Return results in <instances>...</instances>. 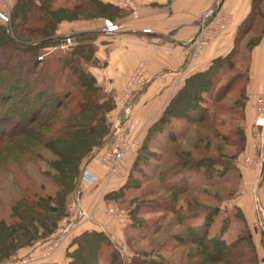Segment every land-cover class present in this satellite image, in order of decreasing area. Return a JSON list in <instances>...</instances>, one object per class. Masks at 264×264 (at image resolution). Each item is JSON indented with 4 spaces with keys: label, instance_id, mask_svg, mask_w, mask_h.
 Masks as SVG:
<instances>
[{
    "label": "trees",
    "instance_id": "16d2710c",
    "mask_svg": "<svg viewBox=\"0 0 264 264\" xmlns=\"http://www.w3.org/2000/svg\"><path fill=\"white\" fill-rule=\"evenodd\" d=\"M49 3L51 0H16L8 26L0 23V51L10 54L8 63L0 65V171H5L3 168L12 162L13 159L9 158L11 155L15 156L14 163L12 162L16 164L15 170L21 173L19 163L24 156L34 153L40 157L44 149L51 150L56 155L51 163L56 171L52 178L58 186L55 197L50 194L38 195L37 191L30 189L35 184L29 175L23 174L31 184L22 191L21 198L12 206L11 221L0 220V263L15 254L20 247L30 245L39 238L46 239L56 231L59 219L51 214H59L66 205L68 196L76 190L81 178L79 169L82 159L93 156V151L96 152L108 139L110 124L105 113L116 109L112 96L103 92V85L90 71L93 64L89 62L96 61V47L92 40L99 35V31L58 34L56 29L59 22L69 18L67 12L84 10L90 14H101L113 13L118 8L102 0H81L73 7L60 6L58 9ZM263 3L264 0H253L255 11L253 10L249 24L237 36L235 48L227 56L215 58L208 69L186 78L159 119L148 127L145 136L140 139L137 152L131 154L134 157L128 179L132 176V168L152 156L156 157L155 153L149 151V144L154 138H158L157 148L162 153L172 155L171 158L166 157L165 167L158 172L161 189L165 194L156 196L151 202L154 205L148 207L151 209L149 212L156 213L159 210L163 215L148 222L140 221L137 225L142 227L154 223L151 232L154 234L166 216H174L182 229L172 233L166 243L171 247L188 246L180 258L181 264H259L253 236L244 218L243 232L230 240L224 237L227 229L225 225L215 234L209 233V228L218 215L219 205L216 203L209 206L198 197L189 196L188 193L195 189L189 183L186 172L203 171L211 178L214 177L213 171L220 170L218 163L222 165L225 162L220 157L210 155L194 157V152L201 155L204 153L199 148V143L208 146L214 140L228 144L229 139L235 138L240 146L239 151L244 149V129H220L217 116L222 111L220 104L230 92L236 90L235 83L243 76L248 78L249 66L247 72L238 73V76L232 77L223 85H219L221 78L217 74L225 65L231 69L236 68L239 56L236 44L252 28L255 18L260 13L264 14ZM67 35L73 40L68 46L67 55H58L40 67L44 58H40L43 48L63 43ZM260 38L261 36L256 40L259 41ZM257 42L250 44L249 52ZM18 54L25 56L11 63L12 57ZM26 56H31L30 62L26 61ZM23 70L28 72L27 76L20 75ZM247 86L248 80L235 98L233 106L227 109L235 115L234 120L245 118ZM45 105L49 108L45 109ZM63 109L70 110L67 121L56 122ZM15 113H20V117H16ZM174 121L184 122L197 131L199 142L192 151L183 149L178 144L189 128L182 132L177 127V132ZM200 130L204 132L201 135ZM164 132L165 141L160 143V136ZM217 149L220 150V145ZM227 169V165L222 167L218 174H224ZM128 179L118 188L108 191L105 200L115 201L116 194L130 186ZM155 192L148 193L154 195ZM214 197L217 202L220 201L218 196ZM39 203L46 207V214L42 213L40 207H36ZM140 207H134L131 217L135 218V210L139 211ZM202 216L201 222H192ZM111 243L110 237L103 231H85L74 238L72 244L75 248L67 251L68 264H98L103 248ZM107 264L173 263L156 254L145 253H136L129 262H125L116 253L107 260Z\"/></svg>",
    "mask_w": 264,
    "mask_h": 264
},
{
    "label": "rangeland",
    "instance_id": "374dc122",
    "mask_svg": "<svg viewBox=\"0 0 264 264\" xmlns=\"http://www.w3.org/2000/svg\"><path fill=\"white\" fill-rule=\"evenodd\" d=\"M78 1L81 0H51V3L49 4L53 5L55 9H58L60 6L73 7L72 5H74ZM102 1H105L113 7H117L118 11H115L113 13L105 12L101 14H90L84 10H76L72 12L66 11L68 15L67 17L69 18H66L59 22L56 33L70 34L80 27H85V22L100 20V18L103 20V27H105V23L107 20H111L114 23H117L115 21L122 16L119 14L125 13V11H130L129 8H124L122 6L112 4L109 0ZM15 3L16 0H0V12H3V14L8 17V20H4L2 17H0L1 24L8 26V22L14 10ZM262 8L264 10V3L262 5ZM263 28L264 24L263 22H261V24H258L256 27L252 26V29L248 30L241 36L240 40L236 44L237 51H239V56H237L238 59L234 58L237 61L236 68H228V65H225L223 68H221L219 70V73L217 74L218 77L221 78V83L219 85H223L232 77H236V75L238 76V73H244V71L247 72V66H249L248 47L250 46V44L258 41L256 39H259V37L261 36ZM98 41L99 35H97L95 39L92 40V43L96 47V61L94 60L89 63H92L93 65H98ZM67 51L68 46L62 47V43L46 46L40 52L41 56H44V58L43 62H41L39 66L42 67L44 63H48L58 55H67ZM24 56V54H18L12 57L11 63L12 61L23 59ZM8 57H10V54L8 52L5 53L0 51V65L3 63H8ZM25 58L27 62L31 61V56H26ZM27 74L28 72L24 70L20 72V75L27 76ZM247 80L248 78H246V76H243V78L241 77L240 80L235 83L234 86L236 90L230 92L228 96H226L225 101L220 104L222 111L220 115L217 116V120L221 125L220 129L225 130L229 127H242L244 129L246 137L244 149L241 152L239 151L240 146H238V144L236 143L237 139L235 138L229 139L228 144L218 143L214 140H211V143L208 146L204 142H202L204 144L199 143V148H201V151L203 150L202 152L204 153L201 155V153L194 152V157L203 158L205 157V155H210L214 158L220 157L221 160L225 161L222 165L221 163H218L220 165V170L222 169V167H226V165L228 169L224 174H218L220 170L213 171L214 177L211 178H208L203 171H188L186 172V176L188 177L189 183L195 189L193 192L188 193L189 196H196L200 199V201L209 206L215 205L216 203L217 205H219L218 215L215 217V220L212 222L209 228V233L211 235L218 232L220 227L225 225L227 229L224 233V237L230 240L243 232V218L245 219V221H247L246 217L248 215V212L250 218L253 215L254 221L252 222L253 225L252 228H250V231L252 233L253 241L258 252L259 264H264V206L261 203L262 199L258 188L260 187V185H264V141L261 136L262 130L260 127H256L254 124L250 126L248 118L246 117V113L245 118H238L234 120L233 118L235 117V115H232L233 112L227 110L228 108L233 106L235 98L239 96L240 91L244 88ZM143 84L144 83H141V85ZM135 89L132 88L131 95L132 93H134L133 91ZM102 90L106 95L112 96V98L114 99L113 103L115 105V108L118 107V105L120 106L119 100L123 96L122 93L120 95L113 96V94L108 93L104 87L102 88ZM127 103L128 102H126L125 104ZM49 105H52V103H49ZM47 108H49V106L45 105V109ZM115 111L116 110H109L105 113L107 122L110 124V134L112 131V124L114 122V119H112L111 115L115 114L118 118H120V113H117ZM69 112L70 110L63 109L62 114L60 115L59 119L57 118L58 120H56V122L60 123L63 121H67ZM20 115V113H15L16 117H20ZM173 125L175 126L176 130L178 129L177 127H180L179 129H182V132L186 131L189 128L186 131L185 135L180 138L178 144L183 149L192 151L194 145L199 142V139H197V131L193 127L190 128L184 122L174 121ZM123 127L127 131L130 130V128L126 125H123ZM202 132L203 131L200 130L199 134ZM165 135L166 132H164L163 135L160 136V143H163L165 141ZM157 142L158 138H154L149 144V151L155 153L156 157L154 158L152 156L148 160L140 162L137 166L134 167V169L132 168V176L129 179L127 178L130 171L128 168V171L125 176H123V178L125 177V180L128 179V181H130V186H127L126 189L116 194L117 196L114 197L115 201H106V205H111L115 209V211L124 213L123 217H115L106 209L105 211H99L97 213L99 221L102 223V225L105 226V233L110 237L112 242L106 248H103L98 264H107V260L110 259V257H113V255L116 253H119L125 262H129L132 257L136 256V253H145L150 255L156 254L173 264H181V262H179L180 258L187 251L188 246L177 247L173 245V247H171L168 243H166V241L168 240L167 238L172 233H176L177 231L182 229V226L177 224V222L175 221L174 216L168 215L165 217L164 221L161 220V226L159 230L154 234H151L152 229L154 228V223H148L142 227L137 225L141 223L140 221L148 222L155 217H162L163 215L159 210L154 213L151 211L149 212V210L151 209H148L150 205H154L151 202L155 199L156 196L165 194V191L161 189L162 185L158 179V172L165 167L166 157L171 158L172 156L168 152L162 153L160 149L157 148L159 145ZM218 145H220V150L217 149ZM42 152L43 153L40 157L37 154L34 155V153L24 156V160L21 159L22 162L19 163V169L22 170L21 173L20 171L15 170L16 164H13L15 156L13 155L9 157L13 159V163L9 162V165L3 168V170L5 171H0V220H6L8 222L11 221L12 206L21 198L23 194L22 191L26 187L30 186L31 182L23 174L29 175V177L35 184V186H32L30 189L33 191H37L38 195L45 196L50 194L53 197L56 196L58 186L54 183V179L52 178L56 175V171L51 164L52 161L56 159V155H54L51 150L47 149H44ZM94 152L95 150L93 151V156L89 158L84 157L82 159L79 174L81 173L82 175L83 171L86 170L88 166L97 169L100 175L97 176L94 183H90L95 184L91 186L96 189L100 188L103 185V187L108 185L110 178L108 176L107 169L105 174L104 168L106 167L101 162L99 151L96 150V152ZM226 159L228 160V162H226ZM245 169L254 170L256 173L254 174L255 176L253 177V181L249 182L248 184L247 182H245ZM85 172L87 173L88 170ZM81 179L82 178H79L78 180V186L76 190L79 188V184H81ZM137 179L139 182L137 181ZM125 180L123 182H125ZM133 181H135V183ZM136 184L139 185L136 186ZM105 189L109 188L105 187ZM76 190L71 194L74 193L73 195H78L77 193L80 189H78L77 191ZM249 190H251L252 192L251 194H249L251 199V201H249V210L245 211L244 209L243 211L239 208L237 201L243 200L244 197L247 196ZM149 191L156 192L154 195H151L148 193ZM71 194L69 196H71ZM215 195L219 197V202L216 201L214 197ZM69 204V200H67L66 205L61 208V211L59 213L60 215L58 213L51 214V216L59 219V221L58 228L55 232L52 233L50 237L43 240L42 238H39L30 245L20 247L15 254L11 255L7 260H4L0 264H10L16 258L24 256H31L37 259V256L41 255L43 249L48 245L53 244L55 241L58 243V247H60V245L63 243L61 237L63 235L65 236V234L67 235L70 229L69 226H67V223L63 221V219L65 217H68L71 213L69 209L71 207H69ZM138 205L141 206L140 210H135L136 214L134 212L135 218H133L131 217V211L135 206ZM36 207H40L42 213L44 214L48 212L46 207H44L42 203H39V205ZM88 212H91L93 215L95 214L94 209H91ZM238 214L240 215V217ZM202 220L203 216L194 219L192 222L199 223ZM53 255L46 259L48 260L52 258ZM42 263L43 260L37 262V264Z\"/></svg>",
    "mask_w": 264,
    "mask_h": 264
},
{
    "label": "crops",
    "instance_id": "0c3cea01",
    "mask_svg": "<svg viewBox=\"0 0 264 264\" xmlns=\"http://www.w3.org/2000/svg\"><path fill=\"white\" fill-rule=\"evenodd\" d=\"M132 1L137 7V15L130 9L131 12L124 10L125 13L119 14L122 16L115 21L120 25L118 30L105 31L103 20L100 18L85 22V27H80L74 32L99 31L98 65L90 66V71L108 93L113 96L120 95L129 81L135 79L139 82L134 85L133 88L136 89L128 103L118 105L115 112L120 113L123 125L139 133L141 139L148 127L159 119L171 98L184 85L186 78L208 69L215 58L225 57L235 48L236 38L241 29L249 24L255 5L253 0ZM216 4L228 16L227 28L220 35L213 37L194 57V39L199 19ZM263 15L260 13L255 18L253 27L261 22L264 24V18H261ZM146 29L149 31H145ZM140 66H143L142 70ZM138 75H142L143 79L139 80ZM263 92L264 28L260 40L249 52L248 100L245 113L250 126L255 125L256 120L253 96ZM133 157L134 155L128 156L129 170ZM87 170L95 176L100 175L94 167L88 166L84 171ZM104 170L106 174V168ZM254 174H256L254 170L245 169L244 177L247 184L253 181ZM124 178L112 177L105 186L109 189H105L104 185L95 189L91 186L95 184L81 179L78 188L80 190L77 189L78 195L73 193L68 198L71 213L63 219L70 228L69 233L61 237L63 243L53 257L43 260L42 264H68L67 251L75 248L72 244L75 237L85 231L105 232V226L99 221L97 213L106 209L105 194L123 184ZM258 188L264 206V185ZM251 193L249 190L243 200L237 201L241 210H249ZM76 204L85 211L94 209L92 219L81 217L75 209ZM246 218L249 227L252 228L253 215L251 219L248 212Z\"/></svg>",
    "mask_w": 264,
    "mask_h": 264
},
{
    "label": "built area",
    "instance_id": "2783aa9c",
    "mask_svg": "<svg viewBox=\"0 0 264 264\" xmlns=\"http://www.w3.org/2000/svg\"><path fill=\"white\" fill-rule=\"evenodd\" d=\"M109 1L112 4L129 8L135 15H137V7L132 0ZM0 17H2L4 20H8V17L3 14V12H0ZM227 24L228 16L220 10V7L217 4L212 5L199 19L198 31L194 39V57L199 54L200 49L208 44L213 37L223 33L227 28ZM119 27V24L114 23L111 20H107L103 29L105 31L111 32L118 30ZM145 31H149V29H146ZM72 42V37L67 35L65 41L62 43V47L69 46L72 44ZM142 69L143 66H140V70ZM138 78L139 80L143 79L142 75H138ZM137 83L138 81L134 79L126 84L122 92L123 96L119 100L120 105H124L130 99L131 90ZM253 98L255 100L256 107L255 125L256 127L261 128V136L264 141V92L255 94ZM111 117L114 119L111 134L98 149L101 162L106 167L110 179L112 177L125 176L129 168L128 156L136 153L140 146L139 133H136L132 129L127 131L123 127L122 120L118 118L117 115L114 114L111 115ZM96 178L97 176L88 172L86 173L85 171L82 174V180L89 183H94ZM105 208L113 216L118 218L123 217L124 213L115 211L111 205H106ZM75 209L81 217L89 220L92 219L93 214L91 212L85 211L79 204H76ZM57 247L58 243L55 241L53 244H50L44 248L41 252V255L37 256V259L31 256L18 257L10 264H37V262L52 256L57 250Z\"/></svg>",
    "mask_w": 264,
    "mask_h": 264
}]
</instances>
